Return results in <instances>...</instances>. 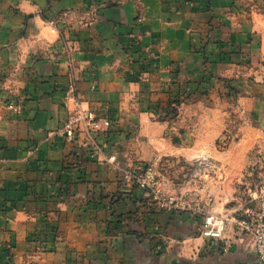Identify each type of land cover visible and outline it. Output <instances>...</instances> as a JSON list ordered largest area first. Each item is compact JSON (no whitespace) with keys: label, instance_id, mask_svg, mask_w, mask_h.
Returning a JSON list of instances; mask_svg holds the SVG:
<instances>
[{"label":"crops","instance_id":"crops-1","mask_svg":"<svg viewBox=\"0 0 264 264\" xmlns=\"http://www.w3.org/2000/svg\"><path fill=\"white\" fill-rule=\"evenodd\" d=\"M263 59L264 0H0V74L14 75L6 80L23 91L13 109L0 105V264H258L252 237L233 225L219 244L201 235L197 199L195 213H154V227L141 220L134 231L124 222L107 233L91 220L101 186L115 191L119 212H145L118 177L119 161L109 159L117 150L107 138L116 132L98 136L104 149L95 153L93 144L68 143L62 127L75 89L84 107L141 123L145 137L155 123L142 92L147 70L188 79L211 70L237 75L240 138L251 140H240L239 165L220 167L240 170L241 214L264 180L250 156L264 135ZM219 104L222 131L228 113ZM232 180L227 173L224 181ZM231 184L215 191L221 199L213 212L237 210Z\"/></svg>","mask_w":264,"mask_h":264},{"label":"rangeland","instance_id":"rangeland-1","mask_svg":"<svg viewBox=\"0 0 264 264\" xmlns=\"http://www.w3.org/2000/svg\"><path fill=\"white\" fill-rule=\"evenodd\" d=\"M261 63L264 66V59ZM29 76V72L28 76L24 73L17 81H26ZM7 77L15 79L14 75L5 72L0 74V105L5 109H13L12 104L22 98L23 91L20 93L14 90L13 78L7 81ZM144 78L145 89L142 92L149 98V113L155 121L153 127L150 126L145 132L148 136H140L138 130L141 129V123L126 124L110 116L111 123L107 126L98 124V128L83 129L77 142L80 145L82 141L81 146L87 150L93 144L95 153H98L104 149V144H100L97 137L104 133L116 132L115 137L107 138L117 150L109 159L119 161L118 177L130 185V193L135 195V200L132 197L130 200L136 205L135 208H144V215L137 213L138 210H135L136 213L119 212L115 206L120 199L111 196L115 191L110 190L108 186H101L100 196L90 209L91 220L99 223L112 235L116 233L115 228L119 229V225H124V222L130 229L131 224L132 230L139 229V223L143 222L154 227V213L163 217H167V213L177 211L195 213L191 208L194 199L199 202L195 215L203 219V211H211L212 207L220 205V195L216 197L215 191L221 193L231 183L234 192L231 200L233 211L238 209L240 175L235 176V173H240V170L229 163L228 170L222 169L220 164L235 161L239 165L240 146L243 145L240 140H251L240 138V77L211 70L203 77L188 79L176 75H152L151 71L147 70ZM220 101L225 103L224 108L228 113L224 114L222 131H219L221 123L218 121L221 114L218 111L223 108L219 104ZM261 115H264V108ZM262 127L264 128V123ZM255 139L262 142L259 144L258 140L255 147L250 148L252 150L254 147L250 156L254 157L255 165L263 171V175H260L263 180L264 135ZM244 143L251 147V143ZM189 149L192 154L187 153ZM128 150L130 153L126 154L125 151ZM148 171L154 175L152 185L142 187L139 179L146 177ZM227 173L229 178H233L229 185L224 181ZM140 188L141 193L136 191ZM194 191H197V197L193 196ZM215 213L227 215L223 212ZM167 237L161 236L159 241L168 242ZM210 244L213 245L214 242Z\"/></svg>","mask_w":264,"mask_h":264},{"label":"built area","instance_id":"built-area-1","mask_svg":"<svg viewBox=\"0 0 264 264\" xmlns=\"http://www.w3.org/2000/svg\"><path fill=\"white\" fill-rule=\"evenodd\" d=\"M73 95L74 111L64 122L62 131L67 142L75 144L80 140L83 129L98 128L96 127L98 124L107 126L111 123V117L110 115H99L91 107H84L75 89ZM153 176V173L148 171L146 177L139 179L140 185L142 187L151 186ZM248 202V206L241 214L240 209L232 215H222L210 210L203 211L201 235L210 242L219 243L225 238L229 227L233 225L236 231L252 237L258 264H264V180L260 184L258 195L249 199Z\"/></svg>","mask_w":264,"mask_h":264}]
</instances>
